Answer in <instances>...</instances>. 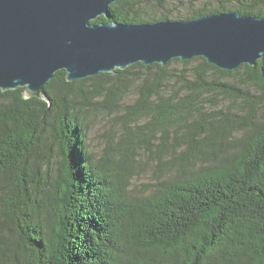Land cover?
Masks as SVG:
<instances>
[{"label": "trees", "instance_id": "trees-1", "mask_svg": "<svg viewBox=\"0 0 264 264\" xmlns=\"http://www.w3.org/2000/svg\"><path fill=\"white\" fill-rule=\"evenodd\" d=\"M226 12L260 18L264 0H118L90 24ZM262 70L264 57L230 72L173 59L74 82L58 71L49 103L0 90V264H264ZM108 114L120 131L96 155ZM143 157L153 179L137 192Z\"/></svg>", "mask_w": 264, "mask_h": 264}, {"label": "water", "instance_id": "water-1", "mask_svg": "<svg viewBox=\"0 0 264 264\" xmlns=\"http://www.w3.org/2000/svg\"><path fill=\"white\" fill-rule=\"evenodd\" d=\"M118 0H0V90L49 103L45 86L113 74L140 63L203 58L223 71L264 57V16L239 12L152 24L100 23ZM264 80V70L261 71Z\"/></svg>", "mask_w": 264, "mask_h": 264}, {"label": "rangeland", "instance_id": "rangeland-1", "mask_svg": "<svg viewBox=\"0 0 264 264\" xmlns=\"http://www.w3.org/2000/svg\"><path fill=\"white\" fill-rule=\"evenodd\" d=\"M176 4L178 2L176 1ZM180 4H178L179 6ZM175 17V16H173ZM196 62L192 64L195 65ZM172 69L180 70L181 66H172ZM136 99V89L134 86H131L128 89L127 96L123 100V105H131L135 102ZM206 106L210 110H214L217 108H223L226 109L228 106V102L223 101L219 98H212L208 97L206 100ZM120 131L119 121L115 119L114 115H101L99 117V120L94 124V130L92 134L90 135V149L95 152L96 155H98L101 150L106 145V142L108 140L113 141V144H115V141L117 140V134ZM138 164V167L136 169V173L134 174L133 183L135 185V191L141 192L144 190V184H147L151 182L153 179V172L149 165V161L146 160V158H142ZM134 187V186H133Z\"/></svg>", "mask_w": 264, "mask_h": 264}]
</instances>
